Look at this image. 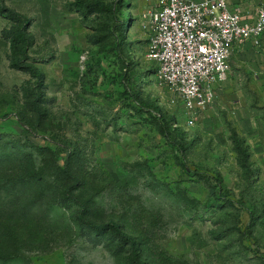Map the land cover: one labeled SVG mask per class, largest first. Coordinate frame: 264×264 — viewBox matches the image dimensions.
<instances>
[{"label": "rangeland", "instance_id": "obj_1", "mask_svg": "<svg viewBox=\"0 0 264 264\" xmlns=\"http://www.w3.org/2000/svg\"><path fill=\"white\" fill-rule=\"evenodd\" d=\"M230 1L247 16L264 4ZM151 2L0 0L2 253L25 264H134V249L142 264H264L243 212L212 181L255 207L249 231L264 256V38L235 45L213 102L189 112L147 57ZM14 59L35 65L42 85ZM172 142L187 143L188 168L211 179L179 165ZM66 160L90 220L118 224L128 240L76 220Z\"/></svg>", "mask_w": 264, "mask_h": 264}, {"label": "built area", "instance_id": "obj_2", "mask_svg": "<svg viewBox=\"0 0 264 264\" xmlns=\"http://www.w3.org/2000/svg\"><path fill=\"white\" fill-rule=\"evenodd\" d=\"M153 35L148 59L158 80L171 88L190 112L213 102L229 72L232 49L264 38V4L254 16L239 13L230 0H150Z\"/></svg>", "mask_w": 264, "mask_h": 264}, {"label": "trees", "instance_id": "obj_3", "mask_svg": "<svg viewBox=\"0 0 264 264\" xmlns=\"http://www.w3.org/2000/svg\"><path fill=\"white\" fill-rule=\"evenodd\" d=\"M1 13L4 12V9L0 10ZM14 19H16L17 22H24L28 23V21L22 16L13 13L12 14ZM22 22V23H23ZM27 27V25H26ZM25 27V29H26ZM25 29H19L18 30V36L17 39H20V43L27 44L28 39H27V33L25 32ZM29 47V43L27 44ZM27 47L24 51V56L25 58L27 57ZM14 61V66L26 70L30 73V75L36 79L40 85L43 83V76L38 68H36L35 65L26 63L23 64L20 61ZM156 66V65H155ZM157 68V67H156ZM130 99L131 101L135 104L137 108H148L151 112L158 114L161 117V110L160 108L154 104V103H143L139 100V98L133 94H130ZM39 99H36L34 101V107L36 111L38 112V104ZM161 133L164 135L166 139H169L166 131L164 129L161 130ZM174 145L175 151L178 154V163L179 165L183 166L188 173L194 176H198L201 178H206V179H211L207 175L203 174L200 170L198 169H189L188 164L186 163V157L185 154L189 149V145L185 142H172ZM64 174L68 177V179L71 181V184L65 189L64 191V198L65 200L70 201L76 208V220L83 226H86L89 229H93L97 232H103V233H111L115 237L118 236L123 240H128L126 234L121 230L120 226L114 222H108V223H94L93 221L90 220L89 216V208L87 205V202L83 200L79 195L76 194V191L79 189V179L76 177V175L71 171L70 166H69V160H66L65 167L63 169ZM215 183V189L217 190L216 197L218 200L225 202L226 204L230 205L231 207L241 210L243 212V218L246 221V224H243L242 228V233L245 234L248 238V241L251 243L252 246H254V253L257 257L262 259L264 262V256L262 254V250L257 247L256 242L254 237L252 236L251 232L249 231L250 224H253V221L256 219L254 209L255 207L245 200L242 197H237L235 196L226 186L223 178L221 176H217L216 178L212 179ZM19 221V220H18ZM1 247L0 246V264H25L23 258L21 257L20 254L15 253V254H5L1 252ZM131 259L134 264H142L140 261V255L137 250L134 249L131 253Z\"/></svg>", "mask_w": 264, "mask_h": 264}]
</instances>
